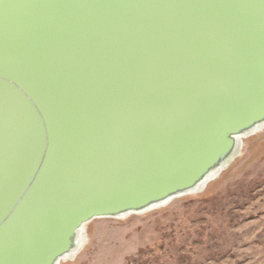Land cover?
<instances>
[{
  "label": "water",
  "instance_id": "95a60500",
  "mask_svg": "<svg viewBox=\"0 0 264 264\" xmlns=\"http://www.w3.org/2000/svg\"><path fill=\"white\" fill-rule=\"evenodd\" d=\"M262 130L264 0H0V264H59Z\"/></svg>",
  "mask_w": 264,
  "mask_h": 264
},
{
  "label": "rangeland",
  "instance_id": "374dc122",
  "mask_svg": "<svg viewBox=\"0 0 264 264\" xmlns=\"http://www.w3.org/2000/svg\"><path fill=\"white\" fill-rule=\"evenodd\" d=\"M86 230L67 264H264V130L202 193Z\"/></svg>",
  "mask_w": 264,
  "mask_h": 264
},
{
  "label": "bare ground",
  "instance_id": "6f19581e",
  "mask_svg": "<svg viewBox=\"0 0 264 264\" xmlns=\"http://www.w3.org/2000/svg\"><path fill=\"white\" fill-rule=\"evenodd\" d=\"M262 131H263V130H262ZM259 132H261V131H259ZM246 139H248V137H244V138L241 139V144H240V147H239V150H238V156L240 155V153H241V151H242L243 143H244V141H245ZM215 179H216V178H215ZM215 179H214V180H215ZM212 181H213V180H212ZM212 181H211V182H212ZM209 183H210V182H209ZM207 185H208V184H207ZM206 187H207V186H206ZM206 187H205L203 190H201V191H199V192H197V193L192 194L191 196H193V195H198V194L202 193V192L206 189ZM125 219H126V218H125ZM86 228H87V227H82V229H81V231H80V234H79V238H78V246H79V245L81 246L80 250L77 251V252L74 251L73 253L67 255L66 257H64V258L59 262V264H67V263L74 262L75 259L78 257L79 253L85 248V246L87 245V230H86Z\"/></svg>",
  "mask_w": 264,
  "mask_h": 264
}]
</instances>
